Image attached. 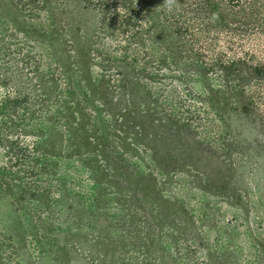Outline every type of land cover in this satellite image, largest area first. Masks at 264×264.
I'll return each instance as SVG.
<instances>
[{
	"label": "rangeland",
	"instance_id": "1",
	"mask_svg": "<svg viewBox=\"0 0 264 264\" xmlns=\"http://www.w3.org/2000/svg\"><path fill=\"white\" fill-rule=\"evenodd\" d=\"M97 2L0 0V264H264V158L197 115L220 80L121 67ZM124 76L153 118L139 146Z\"/></svg>",
	"mask_w": 264,
	"mask_h": 264
},
{
	"label": "trees",
	"instance_id": "2",
	"mask_svg": "<svg viewBox=\"0 0 264 264\" xmlns=\"http://www.w3.org/2000/svg\"><path fill=\"white\" fill-rule=\"evenodd\" d=\"M97 3L103 26L122 37L116 51L121 65H125L121 67L132 70L127 61L133 53L134 63L147 73L154 72V78L215 74L221 86L207 89L209 93L199 98L198 118L214 129L223 149L233 147L229 142L240 139L232 129L236 120L252 138L250 149L264 158V56L239 46L252 37L264 38V32H254L258 22L264 23V0ZM121 80L120 142L143 145L141 137L146 136L145 126L152 122V115L149 110L141 115L134 89L127 85L125 76Z\"/></svg>",
	"mask_w": 264,
	"mask_h": 264
}]
</instances>
